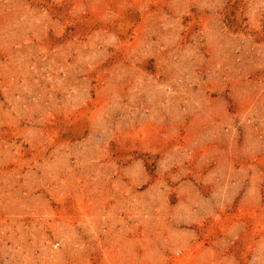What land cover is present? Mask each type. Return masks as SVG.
<instances>
[{
	"label": "rangeland",
	"instance_id": "1",
	"mask_svg": "<svg viewBox=\"0 0 264 264\" xmlns=\"http://www.w3.org/2000/svg\"><path fill=\"white\" fill-rule=\"evenodd\" d=\"M0 264H264V0H0Z\"/></svg>",
	"mask_w": 264,
	"mask_h": 264
}]
</instances>
